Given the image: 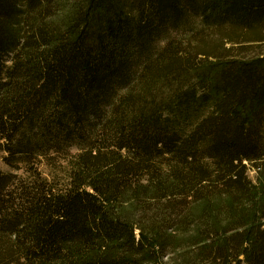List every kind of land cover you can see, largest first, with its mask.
I'll return each instance as SVG.
<instances>
[{
    "label": "trees",
    "instance_id": "16d2710c",
    "mask_svg": "<svg viewBox=\"0 0 264 264\" xmlns=\"http://www.w3.org/2000/svg\"><path fill=\"white\" fill-rule=\"evenodd\" d=\"M0 154V264H264V0H0Z\"/></svg>",
    "mask_w": 264,
    "mask_h": 264
},
{
    "label": "rangeland",
    "instance_id": "374dc122",
    "mask_svg": "<svg viewBox=\"0 0 264 264\" xmlns=\"http://www.w3.org/2000/svg\"><path fill=\"white\" fill-rule=\"evenodd\" d=\"M185 38V35L183 34L181 37H177L178 41H181L182 39ZM10 63L8 62L7 65H9ZM70 152L72 154H76L77 153V147L73 146L70 149ZM7 156L5 154H0V170L4 173V174H10V173H15L19 176H24L25 172L22 171H17L15 169L10 168L8 165H6V163L4 162L3 158ZM57 158H51L49 160H42V162H40L38 164V168L40 170V172L43 174V176L47 179H49L50 181L53 180L54 178H60L61 180L65 177V173L64 170L67 167V162L66 160L68 159H63L62 156H56ZM23 165L20 164V168H22ZM249 177L250 179L255 183L256 186L258 187H262L264 186V175H261L258 170L255 169H251L249 171ZM65 179V178H64ZM138 234V232H137ZM180 251V249L177 250V252ZM177 252L171 251L170 255L168 256V258H166L164 260V262H168L170 264H180V259L179 256L177 254Z\"/></svg>",
    "mask_w": 264,
    "mask_h": 264
}]
</instances>
